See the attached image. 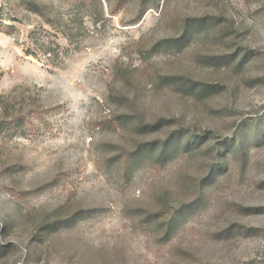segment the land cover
<instances>
[{
    "label": "rangeland",
    "instance_id": "rangeland-1",
    "mask_svg": "<svg viewBox=\"0 0 264 264\" xmlns=\"http://www.w3.org/2000/svg\"><path fill=\"white\" fill-rule=\"evenodd\" d=\"M146 4L0 0V264H264V0Z\"/></svg>",
    "mask_w": 264,
    "mask_h": 264
},
{
    "label": "trees",
    "instance_id": "trees-1",
    "mask_svg": "<svg viewBox=\"0 0 264 264\" xmlns=\"http://www.w3.org/2000/svg\"><path fill=\"white\" fill-rule=\"evenodd\" d=\"M122 1V0H120ZM144 2V7L142 9L141 15H139V17L136 20H139L141 18V16L150 8L149 5L146 4V0H141V3ZM194 26L193 21L188 20L186 21L185 24V31H189V28H192ZM11 27L9 25H5V24H0V29L2 30H9ZM195 34V31H193L192 29L189 31V35L187 36L188 38L186 39L189 40V38H191V36H193ZM184 39V36L182 37ZM163 43H171V41H163ZM209 87V84L207 83H199L197 84L195 89H198L199 92L201 91H205L207 88ZM199 92H196L197 94H201ZM24 120L22 119H13L11 121H7V123L5 124L6 127L9 128H21L24 125ZM160 123V122H159ZM158 125H155L153 127H157ZM160 129V128H159ZM256 136L257 140H264V123H263V119H259V121H257V124L255 126V131L253 132ZM252 134V132H251ZM242 140L240 142V148L241 149H245L247 144L244 141V138H246L248 136L247 131L245 130L242 133ZM184 142V135H182V133L177 132L174 133V135L172 137H170V139L163 141V142H141L139 143V145L137 146V149L135 150V152L133 154H131L129 156V159H141V160H150L152 162H155L159 165H164L166 164L169 160H171V158L174 157V155L177 154V150L176 147H174L173 144L176 143H181ZM225 152V151H224ZM133 164V163H132ZM68 221H63L58 225H53L52 229H50L51 231L54 230L56 227H58L61 224L67 223ZM178 223V219L177 217H171V219L169 220V222L167 223V228L165 230V233H169L171 230H174L176 228V224ZM264 259V258H263ZM244 264H249L244 263Z\"/></svg>",
    "mask_w": 264,
    "mask_h": 264
}]
</instances>
